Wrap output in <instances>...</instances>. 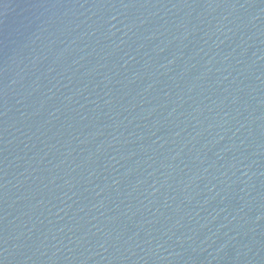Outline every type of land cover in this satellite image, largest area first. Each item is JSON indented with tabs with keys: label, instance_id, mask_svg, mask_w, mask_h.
I'll use <instances>...</instances> for the list:
<instances>
[{
	"label": "water",
	"instance_id": "water-1",
	"mask_svg": "<svg viewBox=\"0 0 264 264\" xmlns=\"http://www.w3.org/2000/svg\"><path fill=\"white\" fill-rule=\"evenodd\" d=\"M0 264H264V0H0Z\"/></svg>",
	"mask_w": 264,
	"mask_h": 264
}]
</instances>
